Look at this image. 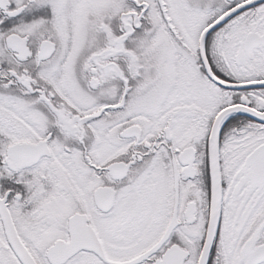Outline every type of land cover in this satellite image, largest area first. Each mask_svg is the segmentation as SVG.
Instances as JSON below:
<instances>
[{"label":"snow or ice","instance_id":"6c2138e0","mask_svg":"<svg viewBox=\"0 0 264 264\" xmlns=\"http://www.w3.org/2000/svg\"><path fill=\"white\" fill-rule=\"evenodd\" d=\"M0 264H264V0H0Z\"/></svg>","mask_w":264,"mask_h":264}]
</instances>
